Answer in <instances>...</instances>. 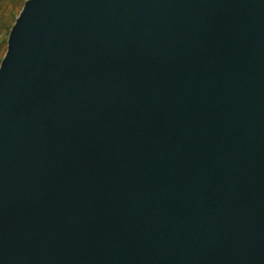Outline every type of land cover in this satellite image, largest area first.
<instances>
[{"label": "water", "instance_id": "1", "mask_svg": "<svg viewBox=\"0 0 264 264\" xmlns=\"http://www.w3.org/2000/svg\"><path fill=\"white\" fill-rule=\"evenodd\" d=\"M0 264H264V0H26Z\"/></svg>", "mask_w": 264, "mask_h": 264}, {"label": "rangeland", "instance_id": "2", "mask_svg": "<svg viewBox=\"0 0 264 264\" xmlns=\"http://www.w3.org/2000/svg\"><path fill=\"white\" fill-rule=\"evenodd\" d=\"M26 0H0V63L7 50L11 28L18 18Z\"/></svg>", "mask_w": 264, "mask_h": 264}]
</instances>
